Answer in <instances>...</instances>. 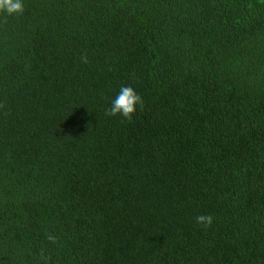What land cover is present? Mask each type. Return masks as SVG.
<instances>
[{"label": "trees", "instance_id": "obj_1", "mask_svg": "<svg viewBox=\"0 0 264 264\" xmlns=\"http://www.w3.org/2000/svg\"><path fill=\"white\" fill-rule=\"evenodd\" d=\"M23 5L0 13V264H264V0ZM122 86L131 121L106 115Z\"/></svg>", "mask_w": 264, "mask_h": 264}, {"label": "clouds", "instance_id": "obj_2", "mask_svg": "<svg viewBox=\"0 0 264 264\" xmlns=\"http://www.w3.org/2000/svg\"><path fill=\"white\" fill-rule=\"evenodd\" d=\"M24 11L23 0H0V13L8 15L22 14ZM83 62L87 63V57H82ZM144 105V100L140 94L131 86H122L116 97L112 100L111 106L106 110L108 116H121L122 118L131 121L137 106L141 108ZM196 222L205 227H210L213 223L211 214L198 215Z\"/></svg>", "mask_w": 264, "mask_h": 264}]
</instances>
